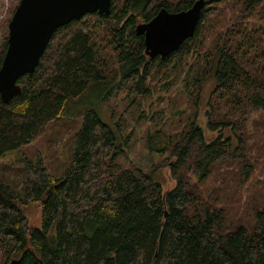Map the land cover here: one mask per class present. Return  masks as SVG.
Segmentation results:
<instances>
[{"label":"trees","instance_id":"1","mask_svg":"<svg viewBox=\"0 0 264 264\" xmlns=\"http://www.w3.org/2000/svg\"><path fill=\"white\" fill-rule=\"evenodd\" d=\"M195 1L111 0L109 16L86 14L58 29L35 71L18 79L20 95L0 99L1 159L92 91L109 98L125 89L144 100L173 77L181 92L179 127L160 138L171 190L116 163L121 125L84 109L62 177L37 160L24 167L19 190L0 183V264H264V0H206L194 37L166 58H148L136 26ZM178 108L195 113L185 128ZM256 169L262 177L242 193ZM31 205L40 225H30Z\"/></svg>","mask_w":264,"mask_h":264},{"label":"rangeland","instance_id":"2","mask_svg":"<svg viewBox=\"0 0 264 264\" xmlns=\"http://www.w3.org/2000/svg\"><path fill=\"white\" fill-rule=\"evenodd\" d=\"M19 1L0 0V39L3 28L6 30V36L8 35L7 25ZM0 42H3V39ZM129 86V82L124 84L126 89ZM208 93L209 91L206 90L202 96L206 102L209 98ZM130 94L125 89H119L114 90L108 98V96H101L98 91L90 92L84 101L71 107L66 116L51 122L44 134L37 140L0 159V183L19 190L20 181L25 173L24 167L37 160H40L48 169L53 179L62 177L73 156L75 133L81 125L80 113L84 109H93L99 116V113L104 114L106 122L117 121L121 125L120 140L123 146L119 154L116 155L115 162L138 174L154 175L163 191L171 190L176 182L169 167L172 161L164 154V142L160 138L164 134L163 131L169 132L166 135L170 136L171 129L176 125L179 127L177 115L173 111V107L181 99L179 80L171 77L163 83L157 81L155 87L151 89V96L144 100L139 99L142 104L138 98H132L133 95ZM183 102L184 105L187 104V97ZM102 109H105V113L102 112ZM176 111L180 114L182 127L190 120V117L192 119L195 117L192 109L178 108ZM204 111L205 109H203ZM197 121L204 134L214 138L215 134L206 127V119L202 112L198 115ZM224 171H227V168L223 165L220 166L219 172ZM261 177L260 169H256L255 175L241 186L240 191L245 193L248 184ZM232 184L233 182H229V185ZM212 185L211 182L210 186ZM228 189L229 186H226L225 190L228 191ZM225 198V200L229 199V193ZM30 210L31 212L28 214L32 221L30 225H40L38 208L31 205Z\"/></svg>","mask_w":264,"mask_h":264},{"label":"water","instance_id":"3","mask_svg":"<svg viewBox=\"0 0 264 264\" xmlns=\"http://www.w3.org/2000/svg\"><path fill=\"white\" fill-rule=\"evenodd\" d=\"M206 0L187 10L161 9L150 21L138 24L144 54L166 58L194 37ZM111 0H20L7 25V47L0 66V99L6 104L20 95L19 78L32 74L55 32L86 14L109 16ZM264 241V237H263ZM9 264H20L13 259Z\"/></svg>","mask_w":264,"mask_h":264}]
</instances>
